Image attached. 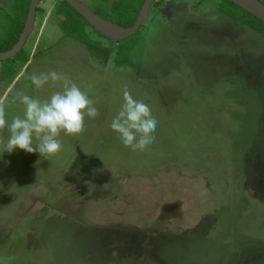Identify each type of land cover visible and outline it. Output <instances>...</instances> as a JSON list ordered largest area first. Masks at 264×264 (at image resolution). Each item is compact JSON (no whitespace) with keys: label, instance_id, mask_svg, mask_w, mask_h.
<instances>
[{"label":"rangeland","instance_id":"1","mask_svg":"<svg viewBox=\"0 0 264 264\" xmlns=\"http://www.w3.org/2000/svg\"><path fill=\"white\" fill-rule=\"evenodd\" d=\"M59 1L26 73L0 62V264H264V37L222 0H159L126 66L86 28L103 65L57 29Z\"/></svg>","mask_w":264,"mask_h":264},{"label":"trees","instance_id":"2","mask_svg":"<svg viewBox=\"0 0 264 264\" xmlns=\"http://www.w3.org/2000/svg\"><path fill=\"white\" fill-rule=\"evenodd\" d=\"M260 1L264 3V0ZM30 2L31 0H14L12 9L15 11V15L13 17L8 16L9 28L6 30L4 36L0 38V53L11 50L18 42L28 16ZM144 2L145 0H119L112 5L110 10L98 1L96 2L98 7L103 10L98 11L92 7L91 9L101 15L104 19L109 20L120 27L130 28L135 24ZM37 11H39V8H37ZM55 13L64 18L63 21L58 24L64 33V38L85 45L92 57L98 60L101 64L106 65L108 63L114 52V48L112 46L109 47L103 45L100 41L93 39L86 31L87 27H90L91 29L93 28L75 9H73L66 1L60 0L55 8ZM219 13L233 19L237 24L249 26L256 33L260 34V36L264 37V23L229 0H222ZM93 30L97 35L105 37L95 29ZM115 44H118V50L114 60L115 64L117 66H126L130 64L129 53L132 51L131 46H124L121 42ZM17 58L24 60L25 62L29 61V57L26 55L24 49Z\"/></svg>","mask_w":264,"mask_h":264},{"label":"water","instance_id":"3","mask_svg":"<svg viewBox=\"0 0 264 264\" xmlns=\"http://www.w3.org/2000/svg\"><path fill=\"white\" fill-rule=\"evenodd\" d=\"M73 9H75L88 23L89 25L98 31L100 34L106 38L118 43L123 40L128 39L138 32V30L143 26L145 21L149 18L152 6L158 0H145L135 24L130 28H123L119 25L104 19L101 15L93 11L87 4L81 0H64ZM230 2L236 4L238 7L251 14L259 21L264 23V3L260 0H229ZM43 2V0H31L28 16L20 35L18 42L15 46L7 51L0 53V62L10 60L18 56L24 49L25 44L34 30L37 8Z\"/></svg>","mask_w":264,"mask_h":264},{"label":"crops","instance_id":"4","mask_svg":"<svg viewBox=\"0 0 264 264\" xmlns=\"http://www.w3.org/2000/svg\"><path fill=\"white\" fill-rule=\"evenodd\" d=\"M42 3L44 4V0H43ZM57 29H59V26H57ZM54 31H55L54 33H57L56 30H54ZM51 34H52V32H49V36H50ZM61 37H62V36H61ZM63 37H64V36H63ZM33 54H34V53H33ZM33 54H32V55H33ZM42 54H43V53H37L38 56H40V55H42ZM32 55H31V54H30V55L28 54L29 61L24 63V64H25V71H23V75L26 73V71L28 70V67H29V66L31 65V63H32V62H31V60H32V57H31V56H32ZM43 55H44V54H43ZM34 56H35V54H34ZM34 58H35V57H34ZM26 69H27V70H26ZM9 81H10V80H9ZM9 81H7V83H8ZM14 85H15V84H14ZM14 85H13V86H14ZM13 86H12V87H13ZM12 87H8V86L5 87V93L3 94V97H4V96L6 97L7 95H9L10 91L12 90Z\"/></svg>","mask_w":264,"mask_h":264},{"label":"flooded vegetation","instance_id":"5","mask_svg":"<svg viewBox=\"0 0 264 264\" xmlns=\"http://www.w3.org/2000/svg\"><path fill=\"white\" fill-rule=\"evenodd\" d=\"M158 1H159V0H158ZM158 1H157V2H158ZM155 4H156V3H155ZM153 6H154V5H153ZM153 6H152V7H153Z\"/></svg>","mask_w":264,"mask_h":264}]
</instances>
